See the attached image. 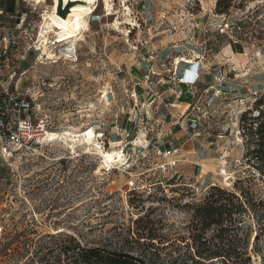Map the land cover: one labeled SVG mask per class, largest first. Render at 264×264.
<instances>
[{"label":"rangeland","instance_id":"1","mask_svg":"<svg viewBox=\"0 0 264 264\" xmlns=\"http://www.w3.org/2000/svg\"><path fill=\"white\" fill-rule=\"evenodd\" d=\"M104 1L75 52L59 45L23 63L22 87L43 105L54 138L0 170V264H54L60 233L128 252L131 238H154L167 264L190 222L187 206L208 187L238 183L264 205L238 126L264 91V0H235L227 15L215 13L216 0ZM53 7L0 0L6 21L24 14L34 24L39 45L42 35L55 40L44 33ZM85 132L89 145L70 141ZM99 153L117 155L107 164ZM261 211L243 221L249 264H264Z\"/></svg>","mask_w":264,"mask_h":264},{"label":"trees","instance_id":"2","mask_svg":"<svg viewBox=\"0 0 264 264\" xmlns=\"http://www.w3.org/2000/svg\"><path fill=\"white\" fill-rule=\"evenodd\" d=\"M233 7L235 0H216L215 13L227 15ZM238 126L245 138L244 157L264 180V91L242 112ZM234 189L210 186L199 201L187 206L190 222L180 238L177 256L167 264H249L244 217L257 219L264 205L238 183ZM55 238V254L50 258L54 264H159L161 259L158 246L152 243L154 238L148 242L138 241L136 238H143L138 235L131 238L137 246H131L129 251L135 253L105 245L82 246L75 237L61 233ZM164 242L165 247L171 245Z\"/></svg>","mask_w":264,"mask_h":264},{"label":"built area","instance_id":"3","mask_svg":"<svg viewBox=\"0 0 264 264\" xmlns=\"http://www.w3.org/2000/svg\"><path fill=\"white\" fill-rule=\"evenodd\" d=\"M33 32L34 24L24 14L6 21L0 11V170L35 156L47 133L40 119L43 105L21 84L27 56L39 53ZM4 200L0 190V205Z\"/></svg>","mask_w":264,"mask_h":264},{"label":"bare ground","instance_id":"4","mask_svg":"<svg viewBox=\"0 0 264 264\" xmlns=\"http://www.w3.org/2000/svg\"><path fill=\"white\" fill-rule=\"evenodd\" d=\"M36 1L40 2L41 0H36ZM53 1L55 2V7H56L57 1L56 0H53ZM67 1L68 0H63V3L65 4ZM70 1H81L83 3H79V4L72 6L67 18H65V19H62L55 14V7H53L52 14H50L48 16L49 22L47 24V29L44 33L46 35L48 33L55 34L54 42H51V41L49 42L48 38H46L45 35L40 36V42L41 43L39 46V51L44 52L43 55L47 53L49 58L51 56V54H50V52L52 51L51 49H54L55 46H59V45L66 46L65 49L67 52H70L73 50L74 45H75L74 43L77 41V39H79V37H82L83 32H85V30H87L86 19L90 14H92L93 8H94L95 3H96V0H70ZM104 2H105L104 4L106 5L105 7L106 8L109 7L110 1L105 0ZM48 133L49 132H47L45 135L44 142L51 141L54 138L53 135H49L50 133L49 134ZM90 135H92V134L89 132H85V133H81V134H72L71 138L69 136L68 137L70 138L71 142L83 141L84 143H88V145H89ZM99 154L101 155V157H103L104 162L107 164L109 161H111V158L113 155H117L115 153L114 154H107V155H105L103 153L102 154L99 153ZM118 157H120V155H118Z\"/></svg>","mask_w":264,"mask_h":264},{"label":"water","instance_id":"5","mask_svg":"<svg viewBox=\"0 0 264 264\" xmlns=\"http://www.w3.org/2000/svg\"><path fill=\"white\" fill-rule=\"evenodd\" d=\"M56 1H57V3H56V7H55V14L62 19L67 18L72 6L79 4V3H83L81 1H70V0H68L64 4L63 0H56Z\"/></svg>","mask_w":264,"mask_h":264}]
</instances>
